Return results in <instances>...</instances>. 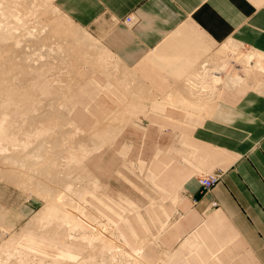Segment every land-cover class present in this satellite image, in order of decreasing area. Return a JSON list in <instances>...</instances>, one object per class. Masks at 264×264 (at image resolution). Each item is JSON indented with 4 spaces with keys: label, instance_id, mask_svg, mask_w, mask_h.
Segmentation results:
<instances>
[{
    "label": "crops",
    "instance_id": "crops-1",
    "mask_svg": "<svg viewBox=\"0 0 264 264\" xmlns=\"http://www.w3.org/2000/svg\"><path fill=\"white\" fill-rule=\"evenodd\" d=\"M54 4L101 43L104 59L94 57L92 62L106 77V84L114 88L106 100L120 101L102 124L91 129L68 117L79 132L90 136L86 147H96L83 165L97 188L101 187L85 195L88 207L112 224L123 247L136 254L138 264H154L145 252L156 236L149 228L140 236L130 219L135 213L144 224L139 206L124 198L128 207L119 213L120 218H107L106 197L99 200V196L103 192L108 196V185L88 164L123 131L140 129L142 140L149 136L152 146L158 147L149 161L139 160L140 170H147L145 179L151 190L142 194L161 196L158 201L150 198L151 206L170 198L166 201L167 218L156 222L161 231L167 229V247L174 251V258L185 259L179 264H193L187 257L199 260L195 264H264V79L260 77L264 71L252 69L241 83L217 89L210 97L213 102L208 112H195L178 103L189 88L187 77L201 71V65L215 58L227 41L264 54V0H54ZM127 15L133 17V24L123 22ZM119 70L128 76H117ZM89 88L78 83L67 96L78 101L89 97ZM64 103L63 99L61 107ZM127 124L130 127H125ZM172 132H179V137ZM161 133L169 136L165 144L157 140ZM161 152L166 156L159 157ZM213 172L221 174L220 181L201 192L198 178ZM89 197L102 205L93 206ZM36 203L24 205L23 210L34 214L39 209L34 210ZM108 208L116 211L110 204ZM8 222L15 221L1 213L0 240L6 230L14 228ZM21 227L22 232L28 230L39 239L54 244L58 240L55 247L76 254L77 259L70 262L48 252L43 256L17 248L49 261L87 263L86 254L77 244L64 241L61 231L54 238ZM166 250H159L158 259L168 264L172 253Z\"/></svg>",
    "mask_w": 264,
    "mask_h": 264
},
{
    "label": "rangeland",
    "instance_id": "rangeland-1",
    "mask_svg": "<svg viewBox=\"0 0 264 264\" xmlns=\"http://www.w3.org/2000/svg\"><path fill=\"white\" fill-rule=\"evenodd\" d=\"M30 1L31 0H29V1L23 0V3L28 2V4H25V5L28 6V8H29V6H30L29 4L31 3ZM44 9L45 8H43V9L40 8L39 14L41 13L40 16L44 17L46 19V21L44 18L41 19V17L39 15L37 16V14H36V17L34 15H31L28 17V18H30L29 19L30 21L33 19L29 23V26L31 29L35 28V27H33V25L37 27L38 24H36V20H38V18H40L38 20L39 22H41V24H39L40 27L39 26L37 27V28H39L38 30L36 28H35L36 30L34 29V31L32 33L33 35L31 34L30 36H27V35L23 36L18 45H15L12 40H6V41L0 40V79L2 81H5L4 85H8L10 88L13 87L12 85H14V84L16 86H19V88L23 89L25 92H27L26 94L31 97V101L33 102L35 110H37V111L33 112V115L29 116L28 119L24 118L26 121H24L25 126H23V129L27 127V129H24V130H26V131L29 130L28 131L29 133L33 132V128L35 129V127H37L39 125V123H40L39 120H41V122L42 121L44 122V120H45L46 122L47 121H54V122L58 123V125H57V123H55V126H54L55 129L53 131L57 130V131H55V134H57V135H55V138L53 140L54 141L56 140L55 142H57V144L60 143L59 147L51 148L49 146V148H48V145H50V141H51L50 138H48V136L46 138H43L44 140L42 138L41 139L37 138L34 141V143L40 144L41 148H44V149H42V151H41L42 155L40 156L42 159L39 158L40 159L39 161L41 163H43V165L45 167L51 165V163H55L54 165H57V166H55V168L57 167L56 170L61 171V172H59V174L56 175V177L58 178L57 182H59L60 177H62V179L60 178L62 181L64 179V176H65L64 180H68L67 176L69 177L70 173L74 170L73 173H75V174L74 175L71 174L72 177L70 176L71 181L73 180L75 185L76 184L79 185L83 181L82 182L83 186H82V184L80 186L76 185L75 188L79 190V188L82 187L83 188L82 190H84L85 189L84 185L86 184L85 187L86 186L87 187H86L85 191L86 190L88 191L89 185L91 186L90 182L88 181L90 178L87 179V182L83 178L82 175L85 174L84 176H86V173H83L84 172L83 167L79 166V164L76 161H74L76 163H74V162L72 163V164H74V166L71 163L67 164L65 159H64L65 158L64 156L67 154L66 152H68V150H66V148L67 149L68 148H78V147L84 148L88 144L87 140H89V137L86 136L85 134L79 132L78 130H76V128H74V127L72 128V127L68 126V123H69L68 117L73 116L79 122L81 120L84 123L83 125L85 126V128L91 129L93 127L99 126V124H102L105 116L110 111L118 108L120 101L119 100L113 101V100H110L108 98L106 100V96L109 95V92L111 90L112 85L109 86L106 84V82H107L106 77L103 74H101L99 72V70L96 69V66L93 64V62H91V61H93V58L95 56L97 57L96 59H98V60L100 59V61L104 57V52H101V48H99V50H97L98 49L97 47H100V45H97L98 43H96V45H90V47H87V46H89V44L84 43L85 45L88 44L85 46V47L89 48V49H87L88 51L85 50L86 51L85 55H86V58L88 57V61L89 60L90 61L89 62L87 61L88 62L87 63V62H85V60H87V59H85V60L77 59L76 53H72V55H71V52L67 50L69 47L73 46L72 41L70 39H65V40L63 39L62 40V38H58L57 36L54 37L53 33L50 32V29H52V28H50L52 23L49 22V24H47L46 23L47 20L49 21V19L53 18L52 22L58 23L59 21L57 22L58 19H57L56 15L54 16L55 13L52 10H50L51 12L49 11V13H48L47 10H49V8H47V10L46 9L44 10ZM42 12L44 13V16H42V14H43ZM46 12L48 13V16H47ZM35 18H36V20H35ZM54 19H55V21H54ZM42 25H44V26H42ZM40 30H42V31H40ZM85 30L88 31L89 33H91L88 29H85ZM224 44H226V43H224ZM224 44H222L219 47V49H218L219 51H218L215 59H217V58L218 59L220 58V60L223 58L227 59L229 64L226 67L225 72H227V73L233 72V74L234 73L240 74L237 67H236L238 65L240 66V64H238L235 61V58L237 57V55L234 54L233 51H230V50L223 51L222 47L224 46ZM93 46H94V48H97V49H93ZM55 47L57 49H55ZM250 50L251 49H245V48L241 47V45L239 44V50L237 52L247 53V51H250ZM66 51L68 53H66ZM69 52H70V54H69ZM71 56H73V57H71ZM75 57H76L77 61H76ZM69 58H70V60L72 58H74L75 63H73L71 65L72 61H70ZM64 59H66V60L68 59V61H66V60L64 61ZM60 61H62V62H60ZM69 61H70V63H69ZM66 62L68 63V65L70 64V66L65 67V65H67ZM232 62H234L236 66L232 65ZM10 66H13L12 70H10V68H9ZM42 70H45V72ZM66 73H67V75H66ZM124 73L125 74H123L122 71L119 70V72H117V76H119V75L128 76V74L126 72H124ZM43 74H44V76H43ZM43 77H45L46 82L48 81L47 84L49 86V89L51 90V92L47 93L46 96L45 95L43 96V94H40L39 89H37L36 87L32 88V85H31L32 82H34L35 80L40 79L39 81H42ZM260 77L263 80L264 74H262V76H260ZM78 82L81 83L82 85L85 84L86 86L90 87L89 88L90 95H89V97L86 96L83 99H79L78 101H75V99L71 100V99L75 98V96H73L71 94L67 96V94L69 92L68 91L66 92V90L70 91V89H72L74 86H76L78 84ZM65 85L66 86L68 85L69 87H66ZM62 87L64 88L65 92L61 89ZM112 89H114V88L112 87ZM2 95L3 94H0V100L2 99L1 98ZM60 96L63 98L60 99ZM58 99H60L61 101H57ZM63 99H64L65 103H64L63 107H61V102ZM70 100H71V102H70ZM76 100H77V98H76ZM56 102H57L58 106L56 105ZM114 105H115V107H114ZM22 108L23 107H21L20 110ZM18 115L19 116H17V118H16L18 120H16V121L20 125L21 124V117H20V114H18ZM31 120H32V122H31ZM65 122L66 123L68 122V123L64 127L63 125L65 124ZM106 122L110 123V121L108 119L106 120ZM128 123H130V122H128ZM61 125L63 128L61 127ZM128 125H130V124H127L125 127H130ZM66 126H68V127H66ZM66 128H69V129H66ZM64 132H65V134H64ZM75 132L78 134H75ZM70 133H71V135H70ZM143 133H144L143 130H140V129L139 130H132V131H123L114 142H112L110 144H106V146L104 147L103 150L96 153L90 159L88 164H89L90 168L92 169V171L102 180V182H104L108 185L106 188V192L108 193V196L111 199L107 195H105L104 192L101 196H99V200H101L102 197H106V217L110 218L112 220H117L118 218H120L119 213L123 214V208L128 207L126 202L124 201V198H129L130 200L133 201V203H135L137 206H139V213L142 215V218L144 219L143 223L145 225H147V227L144 226V224L142 225L141 221L138 220L135 213L130 215L131 222L135 226V228L137 229V232L139 233V235L140 236L145 235V232H146L145 229L149 228L150 232L154 236H156L155 242H151L146 246L145 256H147L149 258V260L153 261L154 264H165L163 261L158 259V256L160 254L159 250L162 248H164V249L166 248L167 249L166 251H168V254L172 253V255L170 254L171 255L170 260L168 261L170 263H168V264H171L172 261L177 262L179 264L181 262H184L185 259L178 258V257H180L179 255L178 256L175 255L176 258H174V256H173L174 251H171L167 247L168 246L167 245L168 240H167V236H166V233H167L166 230L167 229L161 231L160 229L162 227L158 228V224L156 222L157 219L161 220L163 218H167L166 217V215H167L166 205L168 203L166 204V201L170 198L164 197L163 201H160L156 205L151 206L150 205L151 202L149 199L153 198L155 201H158L161 196H156V195L145 196L142 194V191L149 193L151 190L148 187L149 186L148 185L149 180L146 181V179H145L147 170H146V168H143V170H140L139 160L145 159V160L149 161L150 158L153 157V155L155 154V152L158 148V147L152 146V145H154L153 140L149 139V136H147L145 139L142 140ZM168 133H170V132H168ZM171 134L175 135V137H177V138L179 137V132H175V133L172 132ZM57 137H58V139H57ZM63 137H65V138H63ZM59 138H63L64 141L59 142L61 140ZM66 138H67V140L69 139L68 140L69 142L66 140ZM71 138H72V140L74 139L73 143L71 142L72 140H70ZM168 139H169V136L167 134L165 135L164 133H161L158 136L157 140H162L165 144ZM40 140H41V142H40ZM65 140H66V142H65ZM84 141L87 143H85ZM63 143L66 145H64ZM68 143H70V144H68ZM38 144H36V145L38 146ZM41 144H43L44 146ZM71 144H72V146H71ZM36 145L34 144L33 146L36 147ZM73 145H75V146L73 147ZM45 146H47V147H45ZM65 146H67V147H65ZM32 148H34V147H32ZM159 148H161L164 151L167 150L164 147L159 146ZM51 150H52V152H51ZM53 150H56V151L54 152ZM65 150H66V152H64ZM172 153H175L174 148L171 149V154ZM49 154L51 157L53 156V159L52 158L49 159V157H50ZM55 155H57V156H55ZM176 155L179 156L180 153L177 151ZM160 156L165 157L166 154L164 152H161L159 154V157ZM1 157H4V156L1 155ZM44 158L48 159V162L46 161L47 164H45ZM0 160H1L0 163L2 165H4L3 159L0 158ZM51 160H53V161H51ZM54 160H56V161H54ZM40 162H38V163H40ZM69 164L71 165L70 167H68ZM72 167H73V169H72ZM76 167L82 168L81 171H83V172L80 173V170H78V168L76 169ZM52 168H54V167L52 166ZM59 168H62V169H59ZM75 169H76V171H75ZM62 170H64V171H62ZM58 171H57V173H58ZM62 172H63V174H62ZM64 172L66 173L67 176L65 175ZM67 172H70V173H68L69 175L67 174ZM80 174H82V175H80ZM77 176L80 177L79 178L80 181L77 179L78 178ZM7 177H9V176H6V175L4 176V174H2L0 172V212L5 213V216L7 218L11 217L15 222L14 223H12V222L7 223V224L12 223L14 225V228L10 229V230L9 229L6 230L7 233L5 234V236L3 238H1L0 245H1V243H3L4 240L7 241L10 238V236L13 235V236H17V240L15 241V246H17V247L23 248L29 252H32V253H35L38 255H43V256H46V255H44V253L48 252L53 257L55 255L61 256L70 262H75V260L77 259L76 254H74L70 251H68L70 253L67 254V253H64L63 251L62 252L59 251L55 247V245L58 244V240L54 244L53 242H49L45 239H43V240L39 239L40 236H38L35 233L29 232L28 230H24L19 237V232L21 230V226H23L26 223V220H28V218L33 214L32 213L33 211L31 213H27L28 211L26 212L25 210H23L24 205H25V207H27V205L29 203L32 204L33 202H37L36 206L34 207V210H36L37 208H40L43 204H45L46 195L43 191V187H41L42 189L41 188L39 189V187H36L33 183H27L25 185H19V184L16 185V182L14 183L13 179L11 180V178H7ZM56 177H54L55 181H53L50 177H47V180L49 178L50 179L49 182L52 183V184L51 183L48 184V186L54 185L53 182L56 183V179H57ZM85 178H87V176ZM44 179H45V177H44ZM49 182L47 181V183H49ZM61 183L63 184V182H61ZM64 183H65V181H64ZM62 184H60L59 186L61 187ZM53 189H54V187H53ZM85 195H86V193L83 194V196H82L83 199H85ZM99 200H97L95 198H90V197L88 198V201L95 207H97L96 205H98V204L102 205V202ZM108 204H110L116 211H113V210L110 211L108 208ZM60 231H61V236L62 237L65 236L66 228H62V229H60ZM128 236H129V234H128ZM130 241L133 242V240H131V238H130ZM75 246H77V247L79 246L80 251L82 253L86 254L89 252L88 249L84 246H81V245H75ZM98 250H96L95 253L92 252V254H91V255H93V254L97 253L95 256V262L93 261V264L94 263L95 264H108V263L110 264V262H108V260L110 258H108L107 255H106L107 256L106 257L105 253L102 256L98 255L99 254ZM2 251L0 250V256H1L0 257V263L3 260L2 258L6 257V255L4 256V254H3L4 251L3 252ZM188 255L189 254H187V256ZM53 257H48V258H53ZM186 259L188 262L193 263V264H195L199 261L196 259H192L191 257H189V258L187 257ZM79 264H87V263H85L83 260H81L79 262Z\"/></svg>",
    "mask_w": 264,
    "mask_h": 264
},
{
    "label": "bare ground",
    "instance_id": "bare-ground-1",
    "mask_svg": "<svg viewBox=\"0 0 264 264\" xmlns=\"http://www.w3.org/2000/svg\"><path fill=\"white\" fill-rule=\"evenodd\" d=\"M24 1H26V0H24ZM30 2L32 4L30 3L29 4L30 6L28 8V6L25 5V4H28V2L23 3V0H0V40H3V41L12 40L15 45H18L23 36H26V35L30 36L33 33L35 28L37 30L39 29L37 27L39 26V24H41V22L38 21L40 18L37 17L38 20H36V18H35V20H36V24H38V25H37V27L33 25V27H35V28L31 29L29 26V23L33 19L30 21L29 20L30 18H28V17L31 15H34L36 17V14H37V16L38 15L40 16L41 15V13L39 14L40 8H42V9L45 8L46 10H47V8H49V10H47L48 13L50 10H52L55 13L54 16L56 15V17L58 19V20L56 19L57 22L59 21L58 23L52 22L53 18L49 19V21L47 20V22H46L47 24H49V22L52 23V24L50 23L51 24L50 28H52V29H50V32L53 33L54 37L57 36L58 38H62V40L63 39L64 40L70 39L73 43V46L69 47L67 50L71 52V55H72V53H76L77 59H79V60L87 59V60H85V62H87L88 57L86 58V55H85L86 51H88L87 49H89L87 47H90V45H96V43H98L97 45H99L101 43L98 42L95 38H93L84 28L75 24L74 22H72V20H70V18H68L65 14H63L55 6L54 0H31ZM48 13H47V16H48ZM42 16H44V13L42 14ZM42 18H44V17H41V19ZM45 21H46V19H45ZM54 21H55V19H54ZM42 26H44V25H42ZM40 31H42V30H40ZM84 43H88L89 46L85 47L88 44L85 45ZM97 48H94V46H93V49L99 50V48H102L101 52H104L103 51L104 49L102 46L97 47ZM55 49H57V48L55 47ZM105 50H106V48H105ZM222 50L223 51L230 50V51H233V53L237 55V57L235 58V61L238 64H240V66L238 65L239 67L242 66L241 68L238 69L240 74H237V73L233 74V72L232 73L225 72L226 67L229 64L227 59L223 58L220 60V58L219 59L214 58L212 60L206 61L204 64L201 65V67H200L201 71H197L196 73L191 75L190 78L187 77L189 79L188 80V87L190 89L187 88L186 94L184 96H182L181 99L178 100V103H180L181 106H183L184 108L190 109L192 111H195V112L197 111L199 113L200 112H208L211 108V102H213V100H211L213 98L210 99V97H214V93L217 91V89H219L220 87H233V86L237 85L238 83H241L243 78L252 69H255V70L257 69V70H260L262 72L264 71V54H262L258 51H255V50L247 51V53L237 52L239 50V44L236 43L235 41H232V40L227 41L226 44H224V46L222 47ZM70 52H69V54H70ZM66 53H68V52L66 51ZM104 55H105V52H104ZM73 56H71V57H73ZM72 59L70 60V58H69V60L72 61L71 65L73 63H75L74 61H75L76 57H75V59L74 58H72ZM77 59H76V61H77ZM65 60L66 59H64V61ZM62 61H60V62H62ZM66 61H68V59ZM70 61H69V63H70ZM99 61H100V59H99ZM66 66H70V64L68 65V63H67V65H65V67ZM9 68H10V70H12L13 66H10ZM120 70H121V68H120ZM42 71L45 72V70H42ZM130 74H131V72H130ZM66 75H67V73H66ZM43 76H44V74H43ZM39 80L40 79L32 82V84H31L32 88L36 87L37 89H39L40 94H43V96L44 95L46 96L47 93L51 92V90L49 89V86L47 84L48 81L46 82L45 77H43V80L41 79L42 81H39ZM4 82L5 81H2L0 79V94H3L1 97L2 99L0 100V158L3 159V161H4V165H2L0 163V172L2 174H4V176L5 175L9 176L7 178H11V180L13 179L14 183L16 182V185L17 184L25 185L27 183H33L36 187H39V189L41 187H43V191L46 195L45 204H43L30 218H28V220H26L27 222L24 224L25 228L34 230V231L39 232L43 235L51 236L54 238L58 234L60 229L66 228L65 236L63 238L64 241H67L70 243H75L77 245H81V246L86 247L89 252L86 253L87 255H85L83 257L85 258V260L89 264H93V261L95 262V256L97 253L93 254L94 256L91 254H92V252L95 253L96 250H98V249H99L98 255L102 256L105 253V256L107 255L108 258H110L109 259L110 261L108 260V262H110V264H138V262L136 260V254L135 253H129L123 247V245L121 244L120 240L118 239L117 235L115 234V232L112 228V224L109 221L104 220V218L102 216H100L98 213H96L95 211L90 209L88 207V205L85 203L84 199L82 198L84 193L87 194L90 190L95 192L96 188L98 187V185H96L95 179H92L93 177H90V176H92V174L90 172L89 173L86 172L87 169L85 170L84 166H83L86 156L88 154H90L92 151H94L96 149V147L92 146V147L88 148L85 146L84 148L83 147L68 148V149L66 148V150H68V152H66V150H65L64 152H66L67 154L65 156L63 155L65 157L64 159H65L67 164L68 163L72 164L74 161H76L79 164V166L83 167L84 172L81 171L82 168L76 167V169L78 168V170H80V173L81 172L86 173L87 178H85L86 177V176H84L85 174L84 175H82L83 173L80 174L83 176V178L86 180V182H87V179L90 178L88 181L90 182L91 186L88 184L89 185L88 191L87 190L85 191V189L87 187V186L85 187L86 184L84 185V188H85L84 190H82L83 189L82 187L79 188V190L75 188L76 185H78V184L75 185L74 181L73 180L71 181V178H70L71 174L72 175L75 174V173H73L74 170L72 172L70 171L71 173L67 172V174L70 173L69 177L64 172L65 175L67 176L68 180H64L65 179V176H64V179L62 181H61L62 177H60L61 179L59 178V182H57L58 178L56 177V175L59 174V172H61V171L56 170L57 167L55 168V166H57V165H54L55 163H51V165L45 167L43 165V163H41L39 161L40 160L39 158H41L40 156L42 155L41 151L44 148H41L40 144L34 143V141L37 138L43 139V138H46L48 136V138H50V140H51L50 145H48V148H49V146L51 148H55V147L57 148L60 145L59 142L64 141L63 138H65V137L59 138V139H61L58 142L59 144H57V142H55L56 140L55 141L53 140L55 138V135H57V134H55V131H57V130L53 131L55 129V127H54L55 123H57L54 121H47L46 122L44 120V122L43 121L41 122V120H39L40 123L37 127H35V129L33 128V132L29 133L28 132L29 130L28 131L24 130V129H27V127L23 129V126H25L24 125V121H26L25 119L26 118L28 119L29 116H32L33 112H36L37 110H35L33 102L31 101V97L26 94L27 92H25L23 89L19 88V86H16L15 84L12 85L13 87L10 88L8 85H4ZM63 87L61 89L65 92ZM66 87H69V86L67 85ZM67 91L69 92V90H66V92ZM70 91H71V89H70ZM61 98H63V97L60 96V99ZM60 99H58L57 101H61ZM62 102H63V100H62ZM62 102H61V105H62ZM56 105H57V102H56ZM21 107H23V108L20 110ZM18 114H20V117H21V124L20 125L16 121V120H18V119H16L17 116H19ZM118 114H120V113H118ZM31 122H32V120H31ZM68 122H67L68 126L73 128L75 124H72V122H70V121H68ZM67 123L65 122V124L63 126L65 127V125H67ZM57 125H58V123H57ZM68 126H66V127H68ZM61 127H62V125H61ZM76 127H74V128H76ZM66 129H69V128H66ZM112 130L110 131L111 132L110 135L113 134ZM64 134H65V132H64ZM75 134H78V133L75 132ZM70 135H71V133H70ZM57 139H58V137H57ZM66 140H67V138H66ZM66 140H65V142H66ZM70 140H72V138ZM73 140L71 141L72 143H73ZM40 142H41V140H40ZM87 142H88V140H87ZM87 142H85V143H87ZM33 143L35 145L38 144V146L37 145H36V147L33 146L34 145ZM68 144H70V143H68ZM41 145H43V144H41ZM64 145H66V144H64ZM71 146H72V144H71ZM74 146L75 145H73V147ZM32 147H34V148H32ZM45 147H47V146H45ZM65 147H67V146H65ZM56 150H53V151L55 152ZM51 152H52V150H51ZM1 155H3L4 157H1ZM49 156H50V154H49ZM55 156H57V155H55ZM50 158L53 159V156L52 157L50 156L49 159ZM46 161L48 162V159L44 158L45 164H47ZM51 161H53V160H51ZM54 161H56V160H54ZM0 162H1V160H0ZM38 162H40V163H38ZM76 162H74V163H76ZM72 165L74 166V164H72ZM52 166L54 168H52ZM70 166L71 165L69 164L68 167H70ZM59 169H62V168H59ZM72 169H73V167H72ZM76 169H75V171H76ZM64 170H62V171H64ZM57 171H58V173H57ZM62 174H63V172H62ZM89 174H91V175H89ZM44 177H45V179H44ZM47 177H50L53 181H55L54 177L57 178L56 183L52 181L55 186L54 185L48 186V184H50L51 182H49L50 181L49 178L47 180ZM79 178L80 177H78L77 179L79 180ZM220 179H221V177H220ZM46 180L49 183H47ZM64 181H65V183H64ZM61 182H63V184ZM82 182H81V184H82ZM60 184H62L61 187L59 186ZM81 184H79L78 186H80ZM82 186H83V184H82ZM53 187H54V189H53ZM99 188H101L100 185H99ZM99 188H97V189H99ZM21 229H22V227H21ZM21 232H22V230H21ZM12 236L13 235H11L10 236L11 238L8 239L7 241L4 240L3 243H1V245H0V250L4 251V253H3L4 256L6 255V257L2 258L3 260L0 264H71L70 262L62 260V259H55V260L49 261V260L43 259L41 257H38L36 255H32L30 253H27V252L17 248L14 245L15 241L17 239V236H13V238H12Z\"/></svg>",
    "mask_w": 264,
    "mask_h": 264
},
{
    "label": "built area",
    "instance_id": "built-area-1",
    "mask_svg": "<svg viewBox=\"0 0 264 264\" xmlns=\"http://www.w3.org/2000/svg\"><path fill=\"white\" fill-rule=\"evenodd\" d=\"M123 22L126 25L133 24V17L131 15H127L124 17ZM221 174L218 172H213L207 175H202L198 178L200 186H201V192L207 191L211 187H213L219 180H220ZM213 204H215L213 202Z\"/></svg>",
    "mask_w": 264,
    "mask_h": 264
},
{
    "label": "water",
    "instance_id": "water-1",
    "mask_svg": "<svg viewBox=\"0 0 264 264\" xmlns=\"http://www.w3.org/2000/svg\"><path fill=\"white\" fill-rule=\"evenodd\" d=\"M200 194V193H199ZM199 194L196 196V197H198L199 196Z\"/></svg>",
    "mask_w": 264,
    "mask_h": 264
}]
</instances>
